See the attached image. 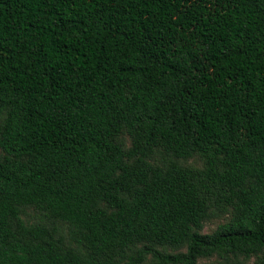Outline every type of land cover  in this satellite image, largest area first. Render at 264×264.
<instances>
[{
	"label": "trees",
	"instance_id": "obj_1",
	"mask_svg": "<svg viewBox=\"0 0 264 264\" xmlns=\"http://www.w3.org/2000/svg\"><path fill=\"white\" fill-rule=\"evenodd\" d=\"M0 264H264V0H0Z\"/></svg>",
	"mask_w": 264,
	"mask_h": 264
},
{
	"label": "rangeland",
	"instance_id": "obj_2",
	"mask_svg": "<svg viewBox=\"0 0 264 264\" xmlns=\"http://www.w3.org/2000/svg\"><path fill=\"white\" fill-rule=\"evenodd\" d=\"M221 221V219H216L214 221H211L209 223L206 224V227L204 229L205 232H210L213 229H215L217 227V224ZM211 260H214V258H212ZM204 261V260H203Z\"/></svg>",
	"mask_w": 264,
	"mask_h": 264
}]
</instances>
